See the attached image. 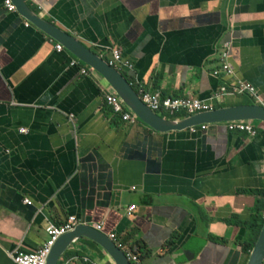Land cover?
Wrapping results in <instances>:
<instances>
[{
    "label": "crops",
    "instance_id": "0c3cea01",
    "mask_svg": "<svg viewBox=\"0 0 264 264\" xmlns=\"http://www.w3.org/2000/svg\"><path fill=\"white\" fill-rule=\"evenodd\" d=\"M4 2L0 264L35 253L46 229L69 218L142 251V264H247L240 245L246 230L233 222L249 220L259 200L253 193L264 191V124L249 122L257 131L250 137L229 132L228 124L193 135L124 123L105 104L113 94L107 83L68 52L57 53L55 41L8 14ZM26 3L105 62L118 49L132 65L120 73L137 94L198 99L213 110L264 108V0ZM224 46L229 79L213 76ZM238 82L250 84L257 97L218 100L222 87ZM59 264L114 263L83 239Z\"/></svg>",
    "mask_w": 264,
    "mask_h": 264
},
{
    "label": "water",
    "instance_id": "95a60500",
    "mask_svg": "<svg viewBox=\"0 0 264 264\" xmlns=\"http://www.w3.org/2000/svg\"><path fill=\"white\" fill-rule=\"evenodd\" d=\"M16 13L22 16L45 35L60 45L79 63L100 76L131 111L137 121L159 134L182 133L203 126L230 124L237 122H256L264 124V108L260 106L237 107L213 110L179 121L165 120L149 110L139 99L128 80L122 73L112 68L102 58L86 50L71 36L62 33L53 26L45 24L29 9L25 0H11ZM89 240L100 248L114 264H130L125 254L115 243L97 231L84 226H77L73 232L64 235L53 248L47 264H59L67 250L81 240ZM247 264H264V224L257 242L250 253Z\"/></svg>",
    "mask_w": 264,
    "mask_h": 264
},
{
    "label": "built area",
    "instance_id": "2783aa9c",
    "mask_svg": "<svg viewBox=\"0 0 264 264\" xmlns=\"http://www.w3.org/2000/svg\"><path fill=\"white\" fill-rule=\"evenodd\" d=\"M26 1L31 2L32 0ZM4 7L8 14L16 13V8L12 4L11 0H5ZM55 50L57 53H62L64 51V49L60 45H57ZM109 53L111 56V60L108 64L112 68L119 72L132 70V65L124 59L123 55L118 49H111ZM75 66L76 63L73 62L71 67L75 68ZM82 75L86 76L87 72H82ZM213 76L215 78L223 77L226 79L234 76L230 66L228 65V46H224L223 50L220 52V65L218 70L213 73ZM244 95L256 98L257 92L255 88H253L250 84L246 82H238L231 88L222 87L217 98L218 100H221L224 97H236ZM138 96L141 102L149 110H151L154 114L158 115L161 118H163V115H167L171 119L178 116H183L182 118H180V120H184L199 114L213 111L211 105L198 99H180L175 97L163 98L159 93H148L143 91H141ZM105 104L111 110L113 115L119 117L124 123L135 124L137 122L131 111L126 107L123 101L116 94L113 93L110 96H106ZM227 126L229 132L245 133L250 137H255L257 135V131L253 127V124L249 122L230 123ZM207 129L208 126H203L200 128L192 129L190 130V132L191 134L195 135L199 132H205ZM19 133L21 135H26L28 132L26 130H20ZM24 204L28 207L32 206V203L28 200H25ZM134 212L135 208L132 207L129 210L128 215L131 216ZM76 227L77 221L75 218H69L61 226L50 225L45 232L47 240L44 245L32 254H14L12 256L13 262L15 264H47L51 252L57 244L58 240H60V238H62L64 235L73 232ZM96 230L101 232V227L97 228ZM107 237L109 238V240L113 241L117 248L125 254L130 264H142L140 251L138 249L129 250L125 248L121 243L117 241L116 235H108Z\"/></svg>",
    "mask_w": 264,
    "mask_h": 264
},
{
    "label": "trees",
    "instance_id": "16d2710c",
    "mask_svg": "<svg viewBox=\"0 0 264 264\" xmlns=\"http://www.w3.org/2000/svg\"><path fill=\"white\" fill-rule=\"evenodd\" d=\"M183 116H178L172 119H180ZM138 122V121H137ZM255 197L259 198L256 203L255 214L251 215V218L246 221L239 220L238 218H234L233 224L239 228H243L246 230V238L243 242L240 243L242 253L247 256L249 259L250 253L252 252L257 239L260 235L264 224V191L253 193ZM177 236L173 238V240L169 243V247L173 246L176 242ZM140 251V250H139ZM141 259L143 261V253L140 251ZM247 259V261H248Z\"/></svg>",
    "mask_w": 264,
    "mask_h": 264
},
{
    "label": "rangeland",
    "instance_id": "374dc122",
    "mask_svg": "<svg viewBox=\"0 0 264 264\" xmlns=\"http://www.w3.org/2000/svg\"><path fill=\"white\" fill-rule=\"evenodd\" d=\"M162 117H163V119H165V120H171V118H169L167 115H163ZM172 120H174V119H172Z\"/></svg>",
    "mask_w": 264,
    "mask_h": 264
}]
</instances>
